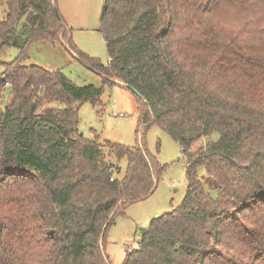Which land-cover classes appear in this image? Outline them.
Segmentation results:
<instances>
[{"label": "trees", "instance_id": "trees-1", "mask_svg": "<svg viewBox=\"0 0 264 264\" xmlns=\"http://www.w3.org/2000/svg\"><path fill=\"white\" fill-rule=\"evenodd\" d=\"M53 1L0 0V49L18 48L0 73V264H109V224L161 168L142 142L79 133L77 103L98 105L101 88L27 62L30 43L61 39L130 84L140 124L186 156L182 203L121 264H264V0H102L107 65L77 50Z\"/></svg>", "mask_w": 264, "mask_h": 264}, {"label": "rangeland", "instance_id": "rangeland-1", "mask_svg": "<svg viewBox=\"0 0 264 264\" xmlns=\"http://www.w3.org/2000/svg\"><path fill=\"white\" fill-rule=\"evenodd\" d=\"M101 2L56 0V5L77 50L107 65L105 41L100 31ZM0 6L2 15L4 2H0ZM27 53L28 63L60 68L78 85L93 84L101 88L98 105L90 101L77 103L79 133L87 138L97 135L100 141H117L130 148L142 142L150 156L161 166L152 193L126 205L113 217L107 228L105 256L109 264H121L125 251L138 245L141 229L147 227L157 214H165L182 203L186 191V156L179 143L156 123L140 124L136 97L130 89L117 82L104 80L101 74L73 58L61 43L38 40L30 43ZM17 54L18 48L2 46L0 73L3 70L1 61H10ZM9 90L10 86L7 85L0 106L5 103ZM204 141L203 137L201 142ZM117 164L120 167L117 174L119 177L124 172L126 157L119 158ZM198 174H204L203 167L198 168ZM220 252L225 253L224 249H220ZM227 255L231 257L230 253Z\"/></svg>", "mask_w": 264, "mask_h": 264}, {"label": "water", "instance_id": "water-1", "mask_svg": "<svg viewBox=\"0 0 264 264\" xmlns=\"http://www.w3.org/2000/svg\"><path fill=\"white\" fill-rule=\"evenodd\" d=\"M53 7H54V11L57 15V17L59 19H61V16L59 14L56 2L53 1ZM61 43L63 44L64 48L66 49V51H68V53H70V55H72L76 60H78L79 62H81L82 64H84L85 66L89 67L90 69L95 70L94 68H92L88 63H86V61H84L68 44L66 41H64L63 39H61ZM96 71V70H95ZM102 75V74H101ZM115 82L119 83L122 86H125L127 88H129L131 91H133L134 93H136V90L127 82L121 81V80H117L114 79ZM139 145L141 146V144L139 143ZM159 214H157L156 216H158ZM111 216V215H110ZM109 216V218H110ZM109 218L107 220H109ZM107 222V221H106ZM106 223L103 225V228L105 227ZM103 235V231L101 232V237Z\"/></svg>", "mask_w": 264, "mask_h": 264}]
</instances>
